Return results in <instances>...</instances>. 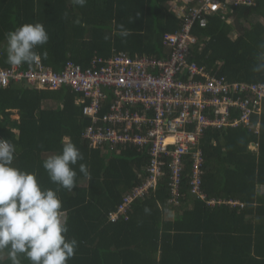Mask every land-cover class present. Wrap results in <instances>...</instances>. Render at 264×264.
Segmentation results:
<instances>
[{
    "label": "trees",
    "instance_id": "1",
    "mask_svg": "<svg viewBox=\"0 0 264 264\" xmlns=\"http://www.w3.org/2000/svg\"><path fill=\"white\" fill-rule=\"evenodd\" d=\"M185 2L87 0L80 7L72 0H0V69L12 67L7 62L6 34L34 23L43 24L49 34V42L37 51L41 55L47 51L42 63L55 72L68 61L86 69L95 58L106 60L121 52L133 58H165L164 36L179 32L185 18L170 4L189 5ZM204 20L192 27L198 44L190 61L230 82L264 83V68L253 63L259 58L257 49L264 48V0ZM121 24L133 33L126 41L118 35ZM79 97L68 87L36 90L18 83L0 88V140L16 146L13 167L35 173L44 190H56L59 186L43 167L45 160L62 154L65 137L84 156L72 166L76 188L57 193L69 213L67 237L79 245L67 264H264V191L259 189H264V112L252 119L253 125L260 123L259 133L244 125L210 129L200 141L203 192L209 200L224 203L210 207L192 195V164L187 160L179 205L171 203L166 176L155 191L131 205L127 220L114 223L110 214L143 181L149 156L133 147L123 148L119 155L92 148L84 137L92 119L83 115L84 106L76 103ZM108 111L104 107L99 118ZM254 144L258 152L250 150ZM81 164L88 166L91 181L79 171ZM0 264L12 262L6 259ZM22 264L31 262L22 257Z\"/></svg>",
    "mask_w": 264,
    "mask_h": 264
},
{
    "label": "built area",
    "instance_id": "2",
    "mask_svg": "<svg viewBox=\"0 0 264 264\" xmlns=\"http://www.w3.org/2000/svg\"><path fill=\"white\" fill-rule=\"evenodd\" d=\"M186 2L189 5L172 8L185 18L179 32L164 36L168 48L165 58H133L121 52L106 60L95 58L86 69L68 61L60 72H55L42 60L32 68L23 65L0 69L7 75L0 80L2 89L22 83L36 90L68 87L78 94L76 103L84 106L83 115L92 119L93 124L84 134L92 148L118 155L127 147L146 151L149 163L145 178L125 194L122 204L110 214L111 222L127 220L131 205L155 191L166 176L170 178L171 203L179 205L187 160L192 164V195L210 207L224 203L209 200L203 192L204 154L200 141L210 129L244 125L259 133L260 123L253 125L252 119L264 112V89L257 87L264 83L230 82L189 59L198 44L191 33L196 22L204 24V16L212 14L225 17L229 8L251 4L252 0ZM230 19L228 23H232ZM104 107L109 111L101 120L98 115ZM250 150L258 152V144L251 145ZM168 161L171 164L167 173Z\"/></svg>",
    "mask_w": 264,
    "mask_h": 264
},
{
    "label": "clouds",
    "instance_id": "3",
    "mask_svg": "<svg viewBox=\"0 0 264 264\" xmlns=\"http://www.w3.org/2000/svg\"><path fill=\"white\" fill-rule=\"evenodd\" d=\"M74 5L85 7L87 0H72ZM64 19H68L65 13ZM79 21H77L78 23ZM134 20L130 21L133 23ZM118 35L127 40L133 33L123 24ZM7 62L12 67L28 65L29 68L48 58L37 51L49 42V34L41 23L24 24L6 34ZM110 37H105V40ZM264 41V37H261ZM258 59L254 67L264 68V48L257 49ZM7 75L0 72V80ZM264 89V84L257 85ZM43 147V145H40ZM15 144L0 140V261L10 260L12 264H22V257L31 264H67L75 258L78 248L76 239L69 240L68 211L58 196L61 188L73 191L77 186V172L74 165L84 159L70 138L63 140L62 154L49 156L44 164L51 181L59 187L44 190L35 173H28L13 167ZM79 171L86 180L92 176L86 164ZM150 214V209H145Z\"/></svg>",
    "mask_w": 264,
    "mask_h": 264
},
{
    "label": "rangeland",
    "instance_id": "4",
    "mask_svg": "<svg viewBox=\"0 0 264 264\" xmlns=\"http://www.w3.org/2000/svg\"><path fill=\"white\" fill-rule=\"evenodd\" d=\"M185 3H187V2H185ZM176 6H178L177 4H176ZM181 6V5H180ZM173 8H175V6H172ZM230 21L231 22H233V20H232V18L230 19ZM14 118H17V116H14ZM261 191H264V189L262 188H259ZM174 215H175V212H173V214H171L170 216H168V217H170V219H172V218H174Z\"/></svg>",
    "mask_w": 264,
    "mask_h": 264
},
{
    "label": "crops",
    "instance_id": "5",
    "mask_svg": "<svg viewBox=\"0 0 264 264\" xmlns=\"http://www.w3.org/2000/svg\"><path fill=\"white\" fill-rule=\"evenodd\" d=\"M184 1H185V0H184ZM175 5H176L175 3H173V4H170V7H171V8H173L172 6H175Z\"/></svg>",
    "mask_w": 264,
    "mask_h": 264
},
{
    "label": "water",
    "instance_id": "6",
    "mask_svg": "<svg viewBox=\"0 0 264 264\" xmlns=\"http://www.w3.org/2000/svg\"><path fill=\"white\" fill-rule=\"evenodd\" d=\"M26 87H27V88H30V89H32V87H31V86H29V85H26Z\"/></svg>",
    "mask_w": 264,
    "mask_h": 264
}]
</instances>
